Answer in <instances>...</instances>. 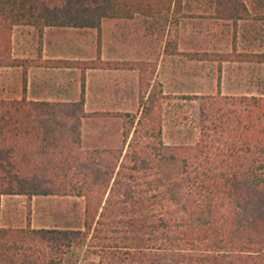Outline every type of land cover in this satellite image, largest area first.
I'll list each match as a JSON object with an SVG mask.
<instances>
[{"label": "trees", "instance_id": "trees-1", "mask_svg": "<svg viewBox=\"0 0 264 264\" xmlns=\"http://www.w3.org/2000/svg\"><path fill=\"white\" fill-rule=\"evenodd\" d=\"M192 1L208 11L191 17L231 22L234 38L250 21L258 46L264 0ZM185 14L184 0H0V68L29 65L13 55L18 27H33L39 40L46 27L100 36L104 20L157 15L175 27L165 54L217 61L219 71L225 61L264 64L263 50L179 51ZM31 62L136 69L139 107L87 111L83 92L75 101L28 100L25 82L20 98L0 97V197L27 198L24 222L3 215L0 202V264H264V93L222 94L220 76L215 93H163L151 82L153 61ZM177 101L194 131L166 142V114L179 112L166 106ZM37 196L73 199L75 212L59 217L72 223L33 226Z\"/></svg>", "mask_w": 264, "mask_h": 264}, {"label": "crops", "instance_id": "crops-1", "mask_svg": "<svg viewBox=\"0 0 264 264\" xmlns=\"http://www.w3.org/2000/svg\"><path fill=\"white\" fill-rule=\"evenodd\" d=\"M141 18L144 17L137 16L130 20H104L100 36L91 28L46 27L41 40H39L33 27H24L25 29L22 30L25 34L21 38L22 47L18 51L14 44L13 55L27 59L29 65L27 68H0L5 72L12 70L15 77L19 78L17 79V84L20 85L19 92L13 96L5 97L20 98L21 86L25 82V95L28 100L75 101L81 97L83 92L87 111L136 112L140 97V74L136 69L89 68L82 72L78 68L47 67L41 64L35 65L31 61L38 60L40 62L47 59L91 60L97 58L98 54L102 60L142 61V52L147 50L152 55L153 46L155 55L158 47L156 44L152 45L150 41L148 43L144 41L142 37V28L144 27ZM163 47L162 57L165 58L180 57L197 65L204 62L215 63L216 83L220 76L222 86V79L225 76L223 64L230 61L222 62L221 71H219L217 61L187 58L184 55H168L163 53ZM201 50L197 47L184 49L179 46V51L196 52ZM144 61L156 62L155 71L152 74L154 79L157 74L166 78L192 75L186 72L177 73L176 67L171 63L172 61L166 60V63L161 67L156 55L153 59L149 57ZM194 75L197 78L200 77L199 73ZM238 76L240 75L238 74ZM82 84L84 85L83 91ZM197 93L199 91H196L195 94Z\"/></svg>", "mask_w": 264, "mask_h": 264}, {"label": "rangeland", "instance_id": "rangeland-1", "mask_svg": "<svg viewBox=\"0 0 264 264\" xmlns=\"http://www.w3.org/2000/svg\"><path fill=\"white\" fill-rule=\"evenodd\" d=\"M185 16L180 18L182 27L179 34L181 35L180 48L197 47L201 51L226 52L244 50H263L264 51V30L260 35H256L258 46L251 42V35H254V27L250 21H241L237 36L234 38V32L231 22L213 21L208 18L199 16L191 17L194 11L200 15L207 13L208 9L197 8L196 2L184 0ZM138 21V20H137ZM143 22L142 37L146 43L150 41L152 45H157L158 51L155 54L161 67L167 61H172L176 67V72L191 73V76L166 78L164 76L153 77L152 82L157 89L161 88L163 93L181 95V94H208L216 91V64L204 62L195 64L185 61L183 58H165L162 57V46L168 35L175 34L173 20L169 15H157L154 18H141ZM263 27V26H262ZM24 27H18L15 30V48L20 50L22 39L24 37ZM263 41V42H262ZM150 50V49H149ZM152 46V55L145 50L142 52L143 60L155 57ZM225 76L222 79V94H260L264 93V64H253L250 62H226L223 64ZM0 70V97L13 96L19 92L20 85L17 84L18 77H15L12 70ZM174 71V69H173ZM199 73L197 78L194 74ZM238 74L240 76H238ZM171 103V102H170ZM174 105L168 104L166 107L173 111H179L178 114L169 112L166 114L164 122V139L166 142L178 140L182 137L187 139L191 137L193 128L185 129L188 114V107L185 102H173ZM185 109V110H183ZM178 115V116H177ZM190 115V114H189ZM1 209L3 215L14 217L16 222H24L27 213V198L25 196H1ZM73 200V199H72ZM69 199H59L57 197H33L31 198L32 225L33 226H58L65 227L70 225V221L59 219L63 212H75L76 202ZM79 201V200H74ZM80 204V201L78 202ZM72 223V222H71ZM76 254L83 258L84 252L78 251ZM73 261L75 259L72 258Z\"/></svg>", "mask_w": 264, "mask_h": 264}]
</instances>
